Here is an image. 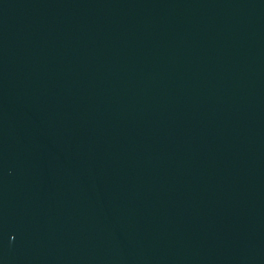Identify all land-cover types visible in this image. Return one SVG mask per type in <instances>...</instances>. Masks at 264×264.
I'll use <instances>...</instances> for the list:
<instances>
[{"label": "water", "instance_id": "obj_1", "mask_svg": "<svg viewBox=\"0 0 264 264\" xmlns=\"http://www.w3.org/2000/svg\"><path fill=\"white\" fill-rule=\"evenodd\" d=\"M0 264H264V0H0Z\"/></svg>", "mask_w": 264, "mask_h": 264}]
</instances>
